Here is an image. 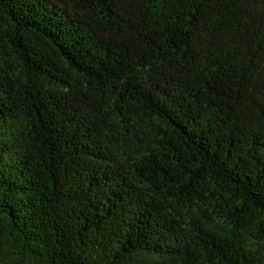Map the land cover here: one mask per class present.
Wrapping results in <instances>:
<instances>
[{
  "label": "trees",
  "instance_id": "16d2710c",
  "mask_svg": "<svg viewBox=\"0 0 264 264\" xmlns=\"http://www.w3.org/2000/svg\"><path fill=\"white\" fill-rule=\"evenodd\" d=\"M0 264H264V0H0Z\"/></svg>",
  "mask_w": 264,
  "mask_h": 264
}]
</instances>
